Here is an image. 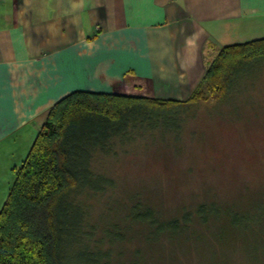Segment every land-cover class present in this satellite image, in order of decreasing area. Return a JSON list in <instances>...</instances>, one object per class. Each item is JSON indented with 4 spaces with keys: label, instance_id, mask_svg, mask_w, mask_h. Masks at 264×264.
<instances>
[{
    "label": "crops",
    "instance_id": "0c3cea01",
    "mask_svg": "<svg viewBox=\"0 0 264 264\" xmlns=\"http://www.w3.org/2000/svg\"><path fill=\"white\" fill-rule=\"evenodd\" d=\"M263 38L264 0H0V147L28 154L75 91L185 101L221 48Z\"/></svg>",
    "mask_w": 264,
    "mask_h": 264
},
{
    "label": "rangeland",
    "instance_id": "374dc122",
    "mask_svg": "<svg viewBox=\"0 0 264 264\" xmlns=\"http://www.w3.org/2000/svg\"><path fill=\"white\" fill-rule=\"evenodd\" d=\"M177 119L153 134L137 132L117 157L94 163L96 174L113 178V187L78 198L91 205L84 211L89 224L83 230L98 228L90 250L100 241V250L111 251V264H128L154 250L161 251L159 260L163 247L169 258L158 264H264V65L241 76L223 102L200 105ZM11 142L0 147V212L27 157ZM134 203L154 205L162 217L215 203L220 220L202 225L195 219L193 228L204 234L169 253L168 238L152 248L145 242L146 228L131 225ZM117 229H126L123 242L101 241L104 231L116 234Z\"/></svg>",
    "mask_w": 264,
    "mask_h": 264
},
{
    "label": "trees",
    "instance_id": "16d2710c",
    "mask_svg": "<svg viewBox=\"0 0 264 264\" xmlns=\"http://www.w3.org/2000/svg\"><path fill=\"white\" fill-rule=\"evenodd\" d=\"M261 64L264 38L221 48L185 101L75 91L57 102L17 170L0 212V264H111V251L100 250V241L94 251L89 248L98 228L83 230L89 224L84 211L91 205L78 198L113 187L109 185L113 178L96 174L94 163L117 157L137 132L156 133L200 105L223 102L235 82ZM98 180L105 184H95ZM134 205L128 217L131 225L146 228L145 242L152 248L168 238L169 253L204 234L193 228L197 220L202 225L220 220L215 203L201 204L194 212L183 211L178 217H162L148 203ZM234 216L232 224L237 226L240 216ZM117 230L116 234L104 231L101 241L110 245L123 242L128 236L126 229ZM162 251L159 260L155 257L161 251L154 250L128 264H154L148 257H153L155 264L166 261L169 255L166 257L164 247ZM216 263L226 264L222 260Z\"/></svg>",
    "mask_w": 264,
    "mask_h": 264
}]
</instances>
